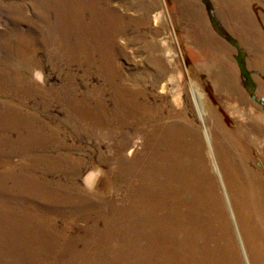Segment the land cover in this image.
<instances>
[{
  "label": "bare ground",
  "instance_id": "bare-ground-1",
  "mask_svg": "<svg viewBox=\"0 0 264 264\" xmlns=\"http://www.w3.org/2000/svg\"><path fill=\"white\" fill-rule=\"evenodd\" d=\"M187 1L195 10L193 0ZM148 2L155 9L159 0ZM42 3H53L54 14L61 16L55 32L64 53L56 54L66 58L67 66H82L87 78L98 76L101 83L85 86L80 94L69 74L63 94L31 85L22 68L39 66L36 54L28 52L23 39L13 42L0 36V264H264V178L251 164L252 148L262 146L257 142L260 127L251 122L249 134L238 132L240 141L214 114L206 115L194 84L189 86L192 105L181 106V84L171 89L164 84L174 82V66L154 56L153 71L144 77L119 65L117 60L126 58L119 36L129 30L150 32L160 25L162 12L154 13L151 26L144 3L136 20L127 13L137 7L124 0ZM35 71L33 79L42 83V73ZM229 74L228 90L243 101ZM54 104L77 117L78 131H86L87 125L110 133L116 149L113 175L126 185L124 205L96 198L105 177L98 167L81 178L90 192L78 190L80 159L71 153L75 145L61 141L58 129L48 123ZM196 116L204 125L219 182L209 172ZM69 127L66 122L65 130L72 133ZM129 142L133 144L125 157ZM138 144L143 150L131 158ZM19 153L24 159L16 165L12 158ZM99 160L107 161L102 154ZM59 173L65 175V187L56 188L48 177ZM64 208L65 222L72 215L92 224L82 234L69 225L58 229L53 219L62 218L58 212ZM236 218L244 226L250 259Z\"/></svg>",
  "mask_w": 264,
  "mask_h": 264
},
{
  "label": "rangeland",
  "instance_id": "rangeland-1",
  "mask_svg": "<svg viewBox=\"0 0 264 264\" xmlns=\"http://www.w3.org/2000/svg\"><path fill=\"white\" fill-rule=\"evenodd\" d=\"M124 2L128 3L130 7H137L134 11L127 13L130 18L135 20L141 9H144L141 4H146L150 10L147 18H149L151 26H153L152 16L154 13L162 12V15L160 25L158 27L154 26L150 32L143 30L138 33L129 30V32H123L119 36L121 37L119 43L126 52V58L117 60L119 65L129 73H141L143 74L141 76L144 77L146 72L153 71L154 63L151 57L154 56L160 59L164 65L174 66V82L164 81V84L169 89L175 87L177 83L181 84L179 96L181 106L189 109L192 105L189 86L194 84L202 97L206 115L214 114L223 128L233 133L240 141L242 140L238 132L249 134L251 122L260 127L261 134L257 136L258 141H256L261 142L262 146L261 148H252L251 164L264 178V163L261 160V157H264V91H262L264 89V73L246 68L245 53L238 51L234 44L216 32L208 18V13H205L206 6L202 0H197L198 6L193 0L195 10L189 6L190 2L188 3L187 0H164V5H161L159 0L155 9H153L154 5L148 0H124ZM52 4L44 5L42 0H0V36H9L13 39V42L14 40L23 39L28 47V52L36 54L40 62L39 66L34 67L31 65L27 69L22 68V66L19 67V65L15 66L16 68H22L31 85L47 89L51 94H63L65 87L69 86L70 83L67 79L69 74L75 78L71 84L74 87L73 89H75L76 94H80L86 90L85 86L91 88L100 84L101 81L98 76L87 78L82 66L77 64L67 66L66 58L56 54L57 51H61L63 54L64 48H58L59 36L55 30L59 27L61 16L58 15L57 17L54 14ZM11 9H14L15 14L11 13ZM200 10L204 11V19L200 17L202 16ZM195 15L198 17V21ZM86 19H89V17H86ZM155 29L158 30L157 33L153 31ZM209 36L216 42L210 40ZM139 37L143 38L141 42L138 41ZM234 41L236 42V40ZM0 56H2L1 49ZM241 62L244 65V70L249 73L250 91L243 85L244 76L241 71ZM35 70L42 73V83H38L33 79ZM228 73H230L235 88L243 95V101L238 100L236 94L228 90V81L225 78V74L228 76ZM154 93L160 96L158 89H155ZM169 100L172 101V97ZM41 116L44 118L45 115L42 113ZM49 117L48 123L58 129L61 141L64 143L66 141L68 145H75L71 153L80 159L79 177L76 181L78 190L83 193L90 192L84 188L81 178L89 170L98 167L105 172V177L102 187L96 188V198L106 197L115 206L124 205L125 196L127 195L126 185L119 183L113 175L117 167L113 159L116 149H114V140L108 138L110 133L94 130L87 125H84L86 131H78L79 122L77 117L68 114L65 108L58 104L53 105ZM0 121L2 122L1 117ZM66 122L70 125L69 129L74 130V134L73 132L70 133L69 130H65ZM195 123L205 144V159L209 172L215 181L219 182L218 173L213 168L207 153L208 145L203 133L204 125L197 116ZM205 125L209 131L208 120H206ZM240 136L242 135L240 134ZM132 144L133 142L127 144L123 152L124 156ZM138 146L135 155L131 158L141 154L143 149L140 144ZM100 154L107 159L105 164L100 163ZM23 159L24 155L19 153L12 158V162L17 165ZM64 177L65 175L60 173L53 174L48 177V180L56 188L57 186L65 187ZM225 201L230 212L227 200L225 199ZM230 201L233 212H236L235 199L230 196ZM103 210L110 211L106 206ZM58 213H61L59 215H62V218L54 215L55 218L53 219L58 229H64L65 225H69L75 234H82L83 230L92 224L91 221L84 219H73L74 216L72 215L69 217L71 220L65 222V208L59 210ZM232 224L235 226L234 222ZM237 227L247 256L250 259L252 257L251 247L245 239V229L239 219Z\"/></svg>",
  "mask_w": 264,
  "mask_h": 264
},
{
  "label": "crops",
  "instance_id": "crops-1",
  "mask_svg": "<svg viewBox=\"0 0 264 264\" xmlns=\"http://www.w3.org/2000/svg\"><path fill=\"white\" fill-rule=\"evenodd\" d=\"M194 2L197 5V0ZM209 3L222 28L236 40L238 51L245 53L246 68L264 73V0H209ZM200 12L204 19V11Z\"/></svg>",
  "mask_w": 264,
  "mask_h": 264
},
{
  "label": "trees",
  "instance_id": "trees-1",
  "mask_svg": "<svg viewBox=\"0 0 264 264\" xmlns=\"http://www.w3.org/2000/svg\"><path fill=\"white\" fill-rule=\"evenodd\" d=\"M203 3L205 4L206 6V9H207V13L209 15V19L211 21V24L213 25L214 29L216 30V32L224 37L226 40H228L230 43L232 44H236V42L223 30V28L220 26V24L218 23L214 13H213V9H212V6L211 4L209 3V0H202ZM240 66H241V71H242V74L244 76V80H243V85L244 87L250 91V77H249V73H247L245 70H244V65L243 63L241 62L240 63Z\"/></svg>",
  "mask_w": 264,
  "mask_h": 264
},
{
  "label": "water",
  "instance_id": "water-1",
  "mask_svg": "<svg viewBox=\"0 0 264 264\" xmlns=\"http://www.w3.org/2000/svg\"><path fill=\"white\" fill-rule=\"evenodd\" d=\"M237 50H239V47L237 45H234Z\"/></svg>",
  "mask_w": 264,
  "mask_h": 264
}]
</instances>
